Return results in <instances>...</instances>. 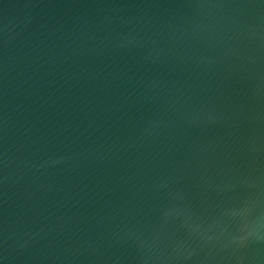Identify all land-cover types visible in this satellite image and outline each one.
<instances>
[{"label": "water", "instance_id": "1", "mask_svg": "<svg viewBox=\"0 0 264 264\" xmlns=\"http://www.w3.org/2000/svg\"><path fill=\"white\" fill-rule=\"evenodd\" d=\"M0 264H264V0H0Z\"/></svg>", "mask_w": 264, "mask_h": 264}]
</instances>
